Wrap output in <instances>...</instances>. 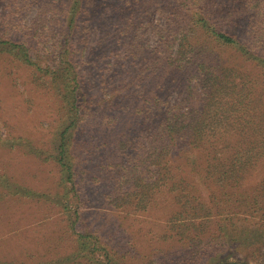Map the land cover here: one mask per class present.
Wrapping results in <instances>:
<instances>
[{"label":"rangeland","instance_id":"obj_1","mask_svg":"<svg viewBox=\"0 0 264 264\" xmlns=\"http://www.w3.org/2000/svg\"><path fill=\"white\" fill-rule=\"evenodd\" d=\"M49 1L0 0V14L14 13L8 21L31 25L36 13L48 11ZM92 9L96 12L92 41L84 40L77 47L80 108L67 156L72 177L56 157L59 126L76 112L70 104L74 82L67 80L69 75L59 76L54 67L57 58L49 49L42 51L44 58L37 65L0 56V256L56 264L75 250L76 235L81 233L102 240L99 249L88 256L82 253L86 264L102 260L105 248L114 254L115 264H264V197L259 200L264 191L259 170L239 191H230L235 199L223 201L212 198L222 194L219 190L201 184L199 175H189L191 182L192 178L198 182L187 190L192 206L200 196L214 212L211 216L182 215L184 201H178L180 192L169 185L147 189L143 197L145 189L134 181L127 183L129 157L121 142L138 140L145 98L151 85L158 83L140 64L120 58L117 27L110 26L117 11L109 14L98 3ZM17 36L30 44L37 42L21 33ZM48 54L51 57L46 58ZM105 69L114 76L111 80ZM201 224L207 232L199 253L193 254L179 237L183 230ZM224 224L227 228L221 233Z\"/></svg>","mask_w":264,"mask_h":264},{"label":"trees","instance_id":"obj_2","mask_svg":"<svg viewBox=\"0 0 264 264\" xmlns=\"http://www.w3.org/2000/svg\"><path fill=\"white\" fill-rule=\"evenodd\" d=\"M97 3L109 14L117 11L110 26L117 27L120 58L140 64L151 81L158 83L151 85L145 98L138 140L121 142L129 157L127 183L134 181L145 189L143 197L147 189L169 185L180 192L178 201H184L182 215L214 213L200 196L192 206L187 190L198 182L188 179L191 174L199 175L201 184L219 190L221 195L212 196L218 201L235 199L230 191H239L257 170L262 173L259 185L264 191V0H50L48 11L36 13L31 25L8 21L14 13L0 14V56L37 65L42 51L49 49L57 58L54 67L59 76L69 75L67 80L74 82L70 104L76 112L59 126L56 157L68 177H72L67 157L71 128L80 108L77 47L79 42L92 41L96 29L92 8ZM20 33L36 44L19 40ZM105 70L111 80L110 69ZM73 188L79 194L74 184ZM261 196L254 199H263L264 193ZM80 218L78 213L76 219ZM225 228L226 224L221 226V233ZM206 232L207 226L201 224L183 230L179 240L198 254ZM76 237L75 250L56 264H86L82 253L88 256L102 245L98 235L77 233ZM105 250L96 264H115L114 254ZM21 259L0 256V264L55 261Z\"/></svg>","mask_w":264,"mask_h":264}]
</instances>
